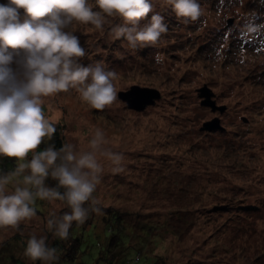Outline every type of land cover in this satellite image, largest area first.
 I'll return each instance as SVG.
<instances>
[{"label":"rangeland","instance_id":"rangeland-1","mask_svg":"<svg viewBox=\"0 0 264 264\" xmlns=\"http://www.w3.org/2000/svg\"><path fill=\"white\" fill-rule=\"evenodd\" d=\"M200 3L203 15L186 21L166 0H153L168 31L144 48L113 37L110 29L119 18H110L103 31L74 22L71 29L85 48L81 63L116 73L117 100L98 110L69 89L44 98V112L63 126L66 143L81 149L88 148L94 129L104 131V149L122 159L116 166L99 156L103 172L95 204L110 207L138 234L153 225L157 238L147 244L158 264H264V29L242 34L247 18L264 21V5ZM131 87L157 90L160 98L140 111L131 109L118 97ZM202 89L225 110L203 105ZM216 119L219 127L207 130L204 124ZM13 161L0 158V169H11ZM36 206L31 220L0 227V264H43L24 255V244L35 234L46 236L52 247L56 236L47 221L66 209L59 201L38 200ZM102 215V209L93 214L96 231L77 233L82 264H104L95 246L107 236L99 226Z\"/></svg>","mask_w":264,"mask_h":264},{"label":"clouds","instance_id":"clouds-1","mask_svg":"<svg viewBox=\"0 0 264 264\" xmlns=\"http://www.w3.org/2000/svg\"><path fill=\"white\" fill-rule=\"evenodd\" d=\"M258 2L264 5V0ZM166 3L186 21L203 15L200 0ZM110 18L121 21L111 27L113 37L123 38L133 49L154 46L168 31L153 0L0 2V158H14L12 169H0V227H18L36 217L38 200L59 201L69 211L52 215L47 225L54 236L66 239L74 221L86 220L89 207L85 205L95 204L93 193L103 172L99 156L120 164L119 153L104 149L106 138L100 128L94 129L86 149L73 143L59 148L47 143L40 148L56 132L55 124L45 116L44 98L75 89L83 102L98 110L117 100L116 73L99 63H81L85 48L71 29L75 22L103 31ZM262 29L264 21L258 23L253 16L245 20L242 34L251 37ZM155 60L161 63L163 57L157 54ZM24 255L43 264L58 259L57 249L49 246L47 237L35 234L27 238Z\"/></svg>","mask_w":264,"mask_h":264},{"label":"trees","instance_id":"trees-1","mask_svg":"<svg viewBox=\"0 0 264 264\" xmlns=\"http://www.w3.org/2000/svg\"><path fill=\"white\" fill-rule=\"evenodd\" d=\"M54 124L56 126V132L52 140L48 141L47 138H45V141L40 145L41 149L45 147L47 143H54L57 148L66 143L63 126L56 123ZM11 165L14 166L12 162ZM48 183L54 185L55 181L49 180ZM61 203L66 211H69L68 207L63 202ZM85 206L89 207V214L86 220L83 223L74 221L72 227L69 229V236L66 239H60L58 237L53 239L54 242L52 247L57 249L58 259L51 264H62V262H65V264H82L78 260L80 236L77 233H81V231L85 230L87 227L96 231L97 225L93 223V214L95 213V211L92 210L93 207L103 210L99 226L101 229L104 226L103 230L107 236L103 244L97 242L95 246L99 249V258H103L104 264H158L160 262L159 256L155 255L153 249L149 248L147 244L150 238L153 237V241L157 238V235L153 236V225L141 227L140 234H138L132 226L130 227L131 229H129L127 223H124V221L120 219V214L110 207L100 208L97 204H86ZM74 228H78L76 233H74ZM128 252L132 253L130 257L127 256ZM6 257L11 260V257Z\"/></svg>","mask_w":264,"mask_h":264},{"label":"water","instance_id":"water-1","mask_svg":"<svg viewBox=\"0 0 264 264\" xmlns=\"http://www.w3.org/2000/svg\"><path fill=\"white\" fill-rule=\"evenodd\" d=\"M200 92L201 97L205 98V100L202 102L203 105L210 106L212 111L218 110L223 112L225 110V107L215 106V103L210 100L212 95L208 90L202 89ZM118 97L128 104L127 107L140 111L144 109L145 106L151 105L155 102V100H158L160 98V94L154 89L131 87L127 92H120ZM217 124L218 120L216 119L213 121V123H206L204 126L207 130H210L218 128L219 126Z\"/></svg>","mask_w":264,"mask_h":264}]
</instances>
